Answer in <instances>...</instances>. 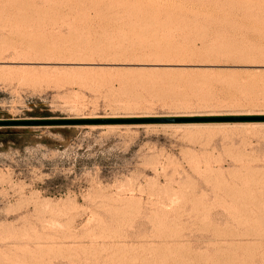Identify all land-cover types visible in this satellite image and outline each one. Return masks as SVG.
I'll return each instance as SVG.
<instances>
[{"label":"rangeland","instance_id":"374dc122","mask_svg":"<svg viewBox=\"0 0 264 264\" xmlns=\"http://www.w3.org/2000/svg\"><path fill=\"white\" fill-rule=\"evenodd\" d=\"M257 115L264 0H0V119ZM0 264H264V122L0 126Z\"/></svg>","mask_w":264,"mask_h":264},{"label":"water","instance_id":"95a60500","mask_svg":"<svg viewBox=\"0 0 264 264\" xmlns=\"http://www.w3.org/2000/svg\"><path fill=\"white\" fill-rule=\"evenodd\" d=\"M264 122V115L257 116H197V117H162V118H95V119H0V126H36L68 124H104V123H182V122Z\"/></svg>","mask_w":264,"mask_h":264},{"label":"bare ground","instance_id":"6f19581e","mask_svg":"<svg viewBox=\"0 0 264 264\" xmlns=\"http://www.w3.org/2000/svg\"><path fill=\"white\" fill-rule=\"evenodd\" d=\"M14 59V58H13ZM2 61V60H1ZM4 61V60H3ZM20 60H18V62H19ZM22 61V60H21ZM39 61V60H38ZM82 61V60H81ZM116 61V60H115ZM138 61V60H137ZM249 61V60H248ZM6 62V61H5ZM16 62V61H15ZM26 61H24V63H25ZM28 62V61H27ZM42 62H44V61H42ZM73 62H74V60H73ZM75 62H76V60H75ZM78 62H80V61H78ZM118 62V61H117ZM132 62V61H131ZM139 62V61H138ZM146 62H148V61H146ZM158 62V61H157ZM48 63V62H47ZM87 63V62H86ZM85 63V64H86ZM76 64V63H75ZM79 65H80V63H78ZM82 64V63H81ZM87 64H89V63H87ZM86 64V67H88V65ZM112 64V63H111ZM151 64V63H150ZM157 64V63H156ZM84 65V64H83ZM147 65V64H146ZM167 65V64H166ZM93 66L94 65H92V68H93ZM84 68V67H83ZM89 68V67H88ZM90 68H91V66H90ZM210 123H212V122H210ZM258 124H256V126H257ZM260 125V124H259ZM196 126V125H195ZM204 126V125H203ZM205 126H207V125H205ZM209 126V125H208ZM205 128V127H204ZM199 129V128H198Z\"/></svg>","mask_w":264,"mask_h":264}]
</instances>
